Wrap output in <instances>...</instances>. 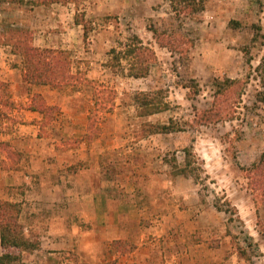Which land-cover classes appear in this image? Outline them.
<instances>
[{"label":"rangeland","instance_id":"374dc122","mask_svg":"<svg viewBox=\"0 0 264 264\" xmlns=\"http://www.w3.org/2000/svg\"><path fill=\"white\" fill-rule=\"evenodd\" d=\"M108 5V13L90 15L87 0H80L88 38L61 47L75 78L57 89L53 116L57 127L75 134L56 142L61 151L79 153L69 158V169L88 170L83 176L97 169L115 198L130 200L136 221L127 238L88 255L77 247L51 255V264H264V198L252 189L249 170L264 151V102L255 71L264 53V0H207L194 15H178L169 0ZM2 24L7 27L1 21L0 32ZM154 29L175 36L172 47L163 46ZM133 35L155 51L146 77L129 76L128 62L118 71L106 65L110 49ZM226 77L239 83L216 98L213 79ZM160 89L169 108L139 116L135 94ZM171 119L181 130H141L146 122ZM46 129V135L55 132ZM185 147L199 158L198 179L172 174L174 157L185 161ZM30 237L40 241L35 233Z\"/></svg>","mask_w":264,"mask_h":264},{"label":"crops","instance_id":"0c3cea01","mask_svg":"<svg viewBox=\"0 0 264 264\" xmlns=\"http://www.w3.org/2000/svg\"><path fill=\"white\" fill-rule=\"evenodd\" d=\"M38 1L18 4L0 0V22L29 28L38 47L66 48L85 42L84 26L75 21L77 4L45 5ZM87 3L90 15L99 9L108 13L111 7L109 0H87ZM1 27L4 30L3 24ZM0 80L7 83L14 104L9 107L0 102V142H10L23 155L18 168H6L3 162L9 164L10 159L0 150V199L21 202L20 219L26 232L35 233L40 239L39 248L25 253L24 262L51 264V255L67 254L75 247L79 253L88 255L99 250V245L127 238L130 223L136 221L131 214V201L115 198L106 189L108 184L98 180L97 169L87 176H83V171L88 170L69 169L72 164L69 158H79V153L73 149L61 151L56 137L68 138L75 133L57 127L58 116L49 132L56 127L57 130L40 135L43 115L29 108L31 97L39 92L48 104L55 105L57 99L53 96L58 90L25 82L21 55L1 42V38Z\"/></svg>","mask_w":264,"mask_h":264},{"label":"trees","instance_id":"16d2710c","mask_svg":"<svg viewBox=\"0 0 264 264\" xmlns=\"http://www.w3.org/2000/svg\"><path fill=\"white\" fill-rule=\"evenodd\" d=\"M14 3H24L27 0H1ZM173 10L181 15H194L201 13L206 9L207 0H169ZM54 2L79 4L80 0H39L37 3L51 5ZM75 21L84 26V38H88L89 27L87 20L77 12ZM158 41L167 47H172L176 40L175 36L169 34L168 31L158 33ZM1 42L9 44L13 47L14 53L21 55L23 60V80L32 85H48L55 89L65 88L72 83L75 74L72 71V63L69 53L61 48L38 47L34 45L33 31L25 27H17L8 25L1 31ZM246 51V50H245ZM249 53V51L247 50ZM109 61L106 63L113 71L118 69H126L124 62H128L127 74L131 77H146L151 70V65L155 60V51L138 36L133 35L129 42L121 45V47H112L109 51ZM252 58L248 59L251 65ZM255 71L260 80V90L258 98L264 102V53L260 58L259 64L255 67ZM238 79L226 77L225 79L214 78L213 85L216 88V98L229 91L236 89ZM7 83L0 81V102L9 107L14 104L10 99V93L6 91ZM112 92V91H111ZM166 95L162 89L138 91L135 94V102L137 113L139 116H150L169 108V103L165 101ZM216 106V104H215ZM29 108L39 111L43 115L41 121L40 135H46L44 131L51 127L55 122L54 111L58 107L48 104L43 94L39 92L33 93ZM220 110V108H219ZM214 111V109H213ZM220 111L216 110L215 118L221 119ZM92 122V120H91ZM44 130V131H43ZM145 135L157 133H170L181 130L180 125L174 119L168 123L146 122L142 127ZM48 131V130H47ZM0 150L10 159L9 164L3 162L6 168H18L22 159V153L16 150L8 142H0ZM185 153L184 163H179L174 157L172 162V174L175 176L183 175L186 177L200 178L202 169L199 158L191 147L183 149ZM253 178L252 189L261 192L264 198V151L259 159L255 161L249 169ZM221 210L222 206L217 205ZM229 212L230 209H225ZM22 203L18 201L0 199V244L2 254L0 255V264H23L25 253H31L40 246V241L32 239L26 232L25 225L21 222ZM250 259V258H249Z\"/></svg>","mask_w":264,"mask_h":264}]
</instances>
